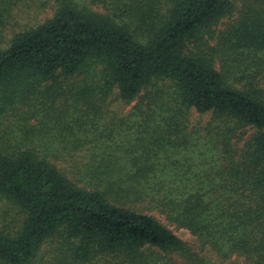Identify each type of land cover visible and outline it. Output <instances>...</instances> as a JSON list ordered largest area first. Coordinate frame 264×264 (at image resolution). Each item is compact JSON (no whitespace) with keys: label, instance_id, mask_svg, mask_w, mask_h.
<instances>
[{"label":"trees","instance_id":"1","mask_svg":"<svg viewBox=\"0 0 264 264\" xmlns=\"http://www.w3.org/2000/svg\"><path fill=\"white\" fill-rule=\"evenodd\" d=\"M54 6L0 49V264H264V0Z\"/></svg>","mask_w":264,"mask_h":264},{"label":"rangeland","instance_id":"2","mask_svg":"<svg viewBox=\"0 0 264 264\" xmlns=\"http://www.w3.org/2000/svg\"><path fill=\"white\" fill-rule=\"evenodd\" d=\"M44 0H17L12 3L11 11L8 16L4 19L3 25L0 27V49H5L12 36L20 31H24L30 28H35L46 19H48L54 12V0H48V3L42 5ZM97 12H101L100 7L92 8ZM8 13V12H7ZM6 16V14H5ZM262 59L264 60V52L261 54ZM264 72V70H263ZM262 72L261 76V84L264 83V73ZM91 74V69H90ZM88 82L86 85H95L97 81L96 73L87 77ZM263 87V85L261 86ZM136 104L132 102L129 106H122L121 112L123 114L129 112ZM115 105H112L111 109H113ZM110 109V110H111ZM209 116H199L194 112H190V116L187 123V132L194 131L197 129H203L204 125L208 123ZM48 142V140H46ZM53 155H63L66 156L67 152H62L57 149ZM85 160V159H84ZM83 160H79L78 164H81ZM60 167H65L68 170L73 169V162H69L63 165H59ZM144 212H147L156 218H158L163 224L167 225L174 233H176L181 239H183L187 243L193 244L195 242L194 238L190 236V234L182 229L176 228L173 224L166 221V219L160 215L158 212L150 209H145ZM21 218V213L19 210L12 206L9 202L0 199V228H8L12 229L18 225V222Z\"/></svg>","mask_w":264,"mask_h":264}]
</instances>
